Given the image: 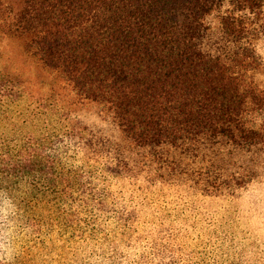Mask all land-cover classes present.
I'll use <instances>...</instances> for the list:
<instances>
[{
    "label": "trees",
    "instance_id": "obj_1",
    "mask_svg": "<svg viewBox=\"0 0 264 264\" xmlns=\"http://www.w3.org/2000/svg\"><path fill=\"white\" fill-rule=\"evenodd\" d=\"M263 42L264 0H0V190L26 252L41 221H103L133 248L108 264H264L219 221L263 172Z\"/></svg>",
    "mask_w": 264,
    "mask_h": 264
},
{
    "label": "rangeland",
    "instance_id": "obj_2",
    "mask_svg": "<svg viewBox=\"0 0 264 264\" xmlns=\"http://www.w3.org/2000/svg\"><path fill=\"white\" fill-rule=\"evenodd\" d=\"M261 46L262 64L254 79L264 90V42ZM13 120L16 126L22 121L19 116H14ZM14 136L13 127L0 123V137L10 140ZM261 172L258 183L250 186L238 198L222 204L227 210L226 218L219 219L232 221L238 237L248 241L246 250L257 253L264 249V164ZM23 223L18 221L17 264H108L106 259L114 249L118 256L133 249L130 241H122L118 235L105 234L103 230L109 226L103 221H41L42 226L46 224L42 237L48 240V244L41 248L32 245L29 254L26 252L29 247L27 240L34 239ZM122 260L123 257L119 263Z\"/></svg>",
    "mask_w": 264,
    "mask_h": 264
},
{
    "label": "clouds",
    "instance_id": "obj_3",
    "mask_svg": "<svg viewBox=\"0 0 264 264\" xmlns=\"http://www.w3.org/2000/svg\"><path fill=\"white\" fill-rule=\"evenodd\" d=\"M18 204L0 190V264H15L19 253L18 237Z\"/></svg>",
    "mask_w": 264,
    "mask_h": 264
}]
</instances>
